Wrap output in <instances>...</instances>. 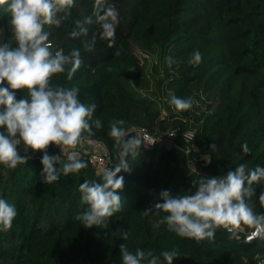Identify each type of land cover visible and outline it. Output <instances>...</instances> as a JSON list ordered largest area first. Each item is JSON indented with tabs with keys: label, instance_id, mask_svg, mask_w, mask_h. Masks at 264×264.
I'll list each match as a JSON object with an SVG mask.
<instances>
[{
	"label": "trees",
	"instance_id": "trees-1",
	"mask_svg": "<svg viewBox=\"0 0 264 264\" xmlns=\"http://www.w3.org/2000/svg\"><path fill=\"white\" fill-rule=\"evenodd\" d=\"M108 2L119 13L113 47L99 39L94 17L93 23L84 24L93 14L95 0H76L61 27L45 26L53 52L63 50L67 55L78 48L83 60L71 80L65 72L53 76L51 83L78 87L80 100L96 105L93 118H99L103 127L93 128L90 139L107 145L112 167L120 154L108 136L112 121L123 119L128 136L137 137L133 128H146L161 141L151 148L142 143L139 155L128 157L130 171L118 173L124 177L118 193L123 208L109 218L107 229H86L75 219L86 208L80 184L102 182L86 158H81L87 163L85 169L61 175L51 185L41 182V153L15 169L0 165V199L17 210L11 229L0 231V264H122L121 244L130 252L141 248L157 256L175 249L180 256L173 264H261L264 238L247 243L227 228L217 229L213 239L181 238L166 225L154 228L157 217L142 212L162 202V190L185 195L195 191L192 182L202 176L224 175L241 163L248 170L264 167V0ZM78 21L88 35L74 39L70 33L78 30ZM94 34L95 48L88 52L83 41ZM4 42L15 46L9 16L0 10V43ZM137 50L146 56L157 53L158 61L151 63L149 72L148 59ZM194 50L202 54L198 65L188 63ZM168 57L174 61L171 67ZM152 72L155 98L146 90ZM15 92L17 100L27 95L23 90ZM172 96L191 97L193 107L176 111ZM173 127L181 128V133L171 136L174 144L168 148L164 140ZM185 132H193L194 138L187 139ZM19 149L23 153V144ZM49 152L56 154L54 145ZM255 187L247 202L256 214H264L258 199L264 182ZM241 225L246 231L253 228ZM124 231L130 232L126 241L119 237ZM160 260L166 264L162 256Z\"/></svg>",
	"mask_w": 264,
	"mask_h": 264
},
{
	"label": "clouds",
	"instance_id": "clouds-1",
	"mask_svg": "<svg viewBox=\"0 0 264 264\" xmlns=\"http://www.w3.org/2000/svg\"><path fill=\"white\" fill-rule=\"evenodd\" d=\"M76 6V0H0V10L9 16L11 39L15 44L0 43V165L15 169L41 153L40 178L45 185L58 182L61 175L85 169L87 163L76 149L84 143L91 144L93 128L103 127L99 118H93L96 105L83 103L78 87L51 83L53 76L65 72L71 80L83 63L78 48L67 55L63 50L53 52L50 33L45 30V26L61 27ZM93 17L99 25V39L113 47L119 23L116 7L108 0H95L93 14L84 24L93 23ZM77 28L70 33L72 38L87 37L88 30L79 21ZM96 39L94 34L91 40L83 41L86 51L94 50ZM166 60L171 67L172 58ZM201 61V52L194 50L188 63L198 65ZM15 90L26 91L27 95L17 100ZM170 103L176 111L184 112L193 107L194 100L172 96ZM125 123L123 119L114 120L108 131V136L120 148L118 162L102 171V182L85 180L79 186L81 203L86 208L75 219L86 229H107L109 218L123 208L118 193L123 188L124 177L118 173L130 171L128 157L135 159L142 145L139 138L126 134ZM21 144L23 153L19 149ZM50 145L56 146L59 152L50 154ZM243 151H249L246 145ZM65 154L66 162L61 164ZM262 182L264 167L258 165L248 170L247 165L241 163L224 175L202 176L193 181L195 191L189 194L173 195L162 190L159 193L162 202L142 214L157 217L154 228L166 225L169 232L196 241L213 239L220 228H227L235 235V229L242 223L257 229L256 234L264 238V214H256L247 202L256 193L255 185ZM258 199L264 206V191ZM16 216L15 205L0 199V231L10 230ZM129 236V231L119 234L125 241ZM120 255L122 264H161V256L166 264H173L180 256L175 249L162 251L159 256L141 248L133 253L125 244L120 245Z\"/></svg>",
	"mask_w": 264,
	"mask_h": 264
},
{
	"label": "built area",
	"instance_id": "built-area-1",
	"mask_svg": "<svg viewBox=\"0 0 264 264\" xmlns=\"http://www.w3.org/2000/svg\"><path fill=\"white\" fill-rule=\"evenodd\" d=\"M132 131L135 132L136 136L148 148L153 147L156 143L161 141L160 137L153 136L146 128H133ZM172 135V133H169V136L164 140L165 145L168 148H172L174 144L173 140L171 139ZM184 136L187 139L192 140L194 138V133L185 132ZM91 140V144L84 143L83 145L79 146L76 151L79 152L80 158H86L88 160L91 167L96 170L98 174H102V171L106 167L110 168L113 165L111 161V154L106 144L101 141L93 139ZM55 149L57 150V154L59 152V149L56 146ZM64 156L66 157V154L62 155V157ZM229 232L232 233V231ZM235 233L238 239L247 243H250L255 239L262 238L260 235L256 234L257 229L252 228L250 231H246V229L242 225H240L238 229H235ZM259 262L261 264H264V258H260Z\"/></svg>",
	"mask_w": 264,
	"mask_h": 264
},
{
	"label": "rangeland",
	"instance_id": "rangeland-1",
	"mask_svg": "<svg viewBox=\"0 0 264 264\" xmlns=\"http://www.w3.org/2000/svg\"><path fill=\"white\" fill-rule=\"evenodd\" d=\"M151 51V53H148V55H144L141 53L140 50H137V53L140 55L141 58H147L148 59V72L151 70V63H155L156 61H158L157 58V53ZM153 73V72H152ZM149 82H148V86L146 88L148 93H151V97L155 98V96L157 95V90H156V82H155V74L153 73V75L151 73H149ZM162 74H160L159 72L157 73L158 78L161 76ZM146 94V92H144Z\"/></svg>",
	"mask_w": 264,
	"mask_h": 264
},
{
	"label": "water",
	"instance_id": "water-1",
	"mask_svg": "<svg viewBox=\"0 0 264 264\" xmlns=\"http://www.w3.org/2000/svg\"><path fill=\"white\" fill-rule=\"evenodd\" d=\"M170 133H172V134H179V133H181V128H179V127H173L171 129Z\"/></svg>",
	"mask_w": 264,
	"mask_h": 264
}]
</instances>
